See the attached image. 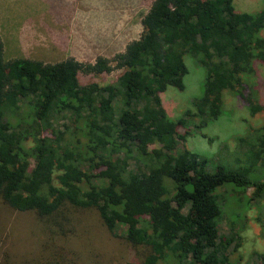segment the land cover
I'll use <instances>...</instances> for the list:
<instances>
[{
  "label": "trees",
  "instance_id": "obj_1",
  "mask_svg": "<svg viewBox=\"0 0 264 264\" xmlns=\"http://www.w3.org/2000/svg\"><path fill=\"white\" fill-rule=\"evenodd\" d=\"M233 2L153 0L141 36L112 60L6 61L0 40V201L34 215L48 253L35 264H81L64 240L79 232L74 214L90 210L109 232L123 228L138 264H230L238 235L219 232L231 218L217 192L264 190L252 178L264 173L254 80L264 65V0L255 14ZM186 55L204 70L202 94L172 120L162 94L184 90ZM113 70L111 84L80 83L81 73ZM225 92L262 122L237 139L242 167L209 173L205 158L178 146L221 116ZM255 257L264 264V253Z\"/></svg>",
  "mask_w": 264,
  "mask_h": 264
},
{
  "label": "rangeland",
  "instance_id": "obj_2",
  "mask_svg": "<svg viewBox=\"0 0 264 264\" xmlns=\"http://www.w3.org/2000/svg\"><path fill=\"white\" fill-rule=\"evenodd\" d=\"M23 1V0H20ZM32 8L43 7V20L38 31H61L69 27L72 39L84 42L72 55L80 62H93L102 56L109 60L123 51L125 45L138 39L142 34L141 19L153 0H24ZM235 11L257 13L263 0H234ZM35 17H38L36 14ZM54 19V20H47ZM24 19H21L23 21ZM63 28L62 31L65 30ZM72 32V34H71ZM264 37V28L261 31ZM74 46V45H73ZM56 47L54 50H59ZM86 50H89L86 52ZM188 74L184 77V90L169 87L162 94V103L170 119H177L192 109L193 98L200 97L203 89L204 70L190 56L184 57ZM114 66V63H111ZM119 71L94 76L79 75L80 83L95 82L101 86L113 83ZM255 82L262 86L260 98L264 101V65L257 66ZM257 85V84H256ZM262 116H251L248 108L233 93L225 92L221 116L201 130L191 135L178 148L192 151L207 160L206 171L213 173L218 166L232 169L242 167V158L237 139L247 134L249 127L258 126ZM241 165V166H240ZM264 173L254 170L253 179L264 181ZM254 188L245 191L227 186L217 192L224 206L225 214L231 221L219 226L221 235H229L232 227L237 233L239 245L230 256V264H263L255 254L264 253V190L255 194ZM74 223L79 232L64 240L66 248L77 255L81 264H138L137 253L123 241V228L109 232L94 210L76 212ZM77 222V223H76ZM0 264H35L47 257L40 246L39 228L33 214L19 212L0 201ZM229 237V236H227ZM234 243L233 245H235ZM232 245V246H233ZM76 260V259H75Z\"/></svg>",
  "mask_w": 264,
  "mask_h": 264
},
{
  "label": "crops",
  "instance_id": "obj_3",
  "mask_svg": "<svg viewBox=\"0 0 264 264\" xmlns=\"http://www.w3.org/2000/svg\"><path fill=\"white\" fill-rule=\"evenodd\" d=\"M31 2V0H28ZM43 7L32 8L23 0H0V40L3 45V56L6 61L13 59H31L44 63L60 62L73 57L72 51L85 50L78 47L84 42H74L69 27L61 31L39 32L43 20L40 16ZM38 14V17H35ZM21 19H24L21 21ZM47 20H54L48 19ZM72 34V32H71ZM74 45V46H73ZM56 47L60 49L54 50ZM89 50H86L88 52ZM76 59V58H75ZM77 60V59H76Z\"/></svg>",
  "mask_w": 264,
  "mask_h": 264
}]
</instances>
